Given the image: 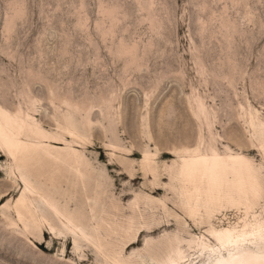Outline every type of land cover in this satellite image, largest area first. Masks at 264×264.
I'll list each match as a JSON object with an SVG mask.
<instances>
[{
	"label": "rangeland",
	"instance_id": "374dc122",
	"mask_svg": "<svg viewBox=\"0 0 264 264\" xmlns=\"http://www.w3.org/2000/svg\"><path fill=\"white\" fill-rule=\"evenodd\" d=\"M0 108L52 137L36 164L77 150L65 198L104 213L86 238L25 225L0 152V264H202L199 237L225 226L260 224L264 248V0H0ZM211 148L243 157L255 190L199 223L171 171L184 149Z\"/></svg>",
	"mask_w": 264,
	"mask_h": 264
},
{
	"label": "bare ground",
	"instance_id": "6f19581e",
	"mask_svg": "<svg viewBox=\"0 0 264 264\" xmlns=\"http://www.w3.org/2000/svg\"><path fill=\"white\" fill-rule=\"evenodd\" d=\"M29 121L31 120L24 115L10 113L0 108V152L8 154L13 159L15 170L19 173V182L23 184L16 201V213L25 225L31 222L36 226L44 224L50 233L57 234L66 230L73 236L78 234L86 238L89 224L97 221L104 213L97 200L86 213L83 200L65 198L71 185L68 179L72 175L68 168L69 157L77 155L78 152L75 149L71 153L65 151L61 154L64 157L63 161L58 162L55 154L48 151L44 156L48 162L45 165L36 164L32 158L38 153L41 138L52 137L37 130L33 121ZM69 134L74 135L71 132ZM77 138L78 141L71 143V149L73 146L81 147L79 144H82L83 138L81 136ZM183 151L184 154L174 163L171 178L178 182L180 197L185 203L187 215L193 221L199 219V223L203 222L204 217H209L214 211L219 210L228 203V200L233 203L246 202L249 192L254 193L253 174L249 173L247 165L244 167L243 157L228 156V153L217 152L214 148L207 152L188 149ZM50 159L53 160L49 162ZM18 161L25 166L20 167ZM75 161L73 167V175L77 178L75 184L83 191L86 182L85 162L81 154ZM59 168L62 169L58 170ZM15 170L11 173L16 174ZM151 172L156 176L157 168ZM71 205H74L75 209H70ZM261 232L260 224L251 227L250 230H235L228 226L209 229L208 234L201 235L198 241L200 250L210 254L202 264H264V248L252 245L260 239ZM206 236L213 240V244L207 241ZM228 244L237 246L228 250ZM97 249L105 258L110 259L99 245ZM221 250H225L226 253H221ZM177 251L181 258L179 247ZM110 260L115 264H123L114 259ZM172 261L170 258V263Z\"/></svg>",
	"mask_w": 264,
	"mask_h": 264
}]
</instances>
